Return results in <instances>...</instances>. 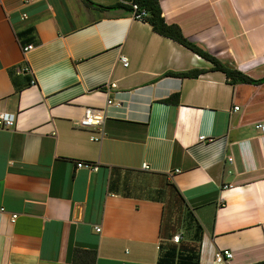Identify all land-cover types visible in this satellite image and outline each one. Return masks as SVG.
I'll return each mask as SVG.
<instances>
[{
    "label": "crops",
    "instance_id": "crops-1",
    "mask_svg": "<svg viewBox=\"0 0 264 264\" xmlns=\"http://www.w3.org/2000/svg\"><path fill=\"white\" fill-rule=\"evenodd\" d=\"M133 1L0 0V113L17 117L0 128V264H264V82L229 84ZM159 2L199 49L264 80V0ZM110 99L93 142L75 123Z\"/></svg>",
    "mask_w": 264,
    "mask_h": 264
},
{
    "label": "built area",
    "instance_id": "built-area-1",
    "mask_svg": "<svg viewBox=\"0 0 264 264\" xmlns=\"http://www.w3.org/2000/svg\"><path fill=\"white\" fill-rule=\"evenodd\" d=\"M131 7V13L132 18L136 21H145V17L147 16L146 11L142 10L139 6V4L136 1H133L130 4ZM34 48L33 46L26 47L24 49L25 53H28L32 51ZM120 62L124 67L129 66V61L125 56H120ZM116 84L112 83L108 87V89L115 88ZM119 103H117L114 100H108L105 107H86L82 116L76 121L75 125L78 128L85 129V130H91L93 132V135L90 137V140L93 142H101L102 139L105 137V131H104V123L108 116V110L107 108L110 106H118ZM239 107H235L234 111H238ZM16 120L17 117L15 114H9V113H0V128L3 129H11L16 127ZM256 128L261 130L262 133H264V124H257ZM211 142V140L206 139V137H200V142ZM228 160L232 162V158L228 157ZM78 168H87L91 171L96 170L97 166L92 163L87 162H79L77 163ZM145 168L148 167L145 165ZM4 212L3 209L0 210V216ZM17 215H12L11 221L14 223L17 219ZM100 228H97V231L100 232ZM180 240V235H176L173 238V241L178 243ZM233 258V253L229 250H222L218 251L214 255V260L216 262H227L230 261Z\"/></svg>",
    "mask_w": 264,
    "mask_h": 264
},
{
    "label": "trees",
    "instance_id": "trees-1",
    "mask_svg": "<svg viewBox=\"0 0 264 264\" xmlns=\"http://www.w3.org/2000/svg\"><path fill=\"white\" fill-rule=\"evenodd\" d=\"M136 2L139 4L142 10L146 11L147 16L145 17L144 20L152 27L154 32H156L157 34L163 37L172 39L178 44L184 46L185 48L189 49L195 54L211 62L213 64V69L215 71H220L225 74L229 84L235 85L238 83H244V84L259 85L264 82V80H259V81L253 80L246 74L242 73L241 71L225 66L221 61L210 56L206 52L199 49L196 45L191 43L183 35L181 29L177 25H170L165 21L159 0H137ZM110 8H116V7H110ZM199 74H200L199 71H192L185 74H175V76H186V77L194 78ZM77 254H79V251H76L75 255L77 256ZM75 255H74L73 264H75V258H76Z\"/></svg>",
    "mask_w": 264,
    "mask_h": 264
}]
</instances>
